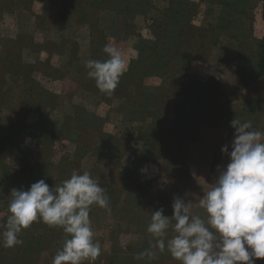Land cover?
<instances>
[{"label":"rangeland","instance_id":"374dc122","mask_svg":"<svg viewBox=\"0 0 264 264\" xmlns=\"http://www.w3.org/2000/svg\"><path fill=\"white\" fill-rule=\"evenodd\" d=\"M263 37L264 0H0V233L13 188L87 171L110 209L91 206L94 264H180L136 259L151 212L171 217L181 197L206 220L199 200L228 162L230 121L264 132ZM109 42L127 62L111 95L85 66ZM19 236L0 264H52L68 238L40 220Z\"/></svg>","mask_w":264,"mask_h":264},{"label":"clouds","instance_id":"9594fccd","mask_svg":"<svg viewBox=\"0 0 264 264\" xmlns=\"http://www.w3.org/2000/svg\"><path fill=\"white\" fill-rule=\"evenodd\" d=\"M108 59L86 62L87 75L97 88L111 95L127 70L122 51L109 42L103 48ZM233 139L221 152L228 162L219 167L214 186L204 192L199 206L207 213L191 215L192 204L174 197L173 214L164 209L151 212L147 232L150 249L137 254L154 258L167 251L180 264H256L264 258V132L251 121L232 119ZM8 204L9 215L0 233V245L12 248L22 245L19 234L33 222L42 221L58 227L68 238L56 252L52 264H94L101 245L94 241L90 211L92 205L109 209L106 189L89 172L73 170L60 186L50 187L40 179L24 188H13ZM174 235L168 238L171 221Z\"/></svg>","mask_w":264,"mask_h":264},{"label":"trees","instance_id":"16d2710c","mask_svg":"<svg viewBox=\"0 0 264 264\" xmlns=\"http://www.w3.org/2000/svg\"><path fill=\"white\" fill-rule=\"evenodd\" d=\"M255 57H256V66H255V71L258 72L259 76H261L264 79V37L259 41V45L255 50ZM147 144H149L148 140H145ZM81 157V156H79ZM19 238H21L19 236ZM23 238V236H22ZM4 250L5 253H9V248H5L2 245H0V251ZM4 258H7L6 255H4ZM13 264H15L14 262H11ZM19 264V263H17Z\"/></svg>","mask_w":264,"mask_h":264}]
</instances>
